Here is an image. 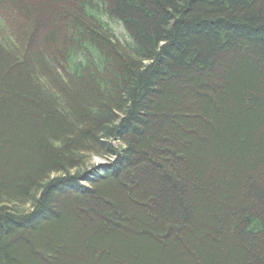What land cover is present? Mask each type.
<instances>
[{"label":"trees","instance_id":"obj_1","mask_svg":"<svg viewBox=\"0 0 264 264\" xmlns=\"http://www.w3.org/2000/svg\"><path fill=\"white\" fill-rule=\"evenodd\" d=\"M45 1L53 58L0 16V264H264V0Z\"/></svg>","mask_w":264,"mask_h":264},{"label":"rangeland","instance_id":"obj_2","mask_svg":"<svg viewBox=\"0 0 264 264\" xmlns=\"http://www.w3.org/2000/svg\"><path fill=\"white\" fill-rule=\"evenodd\" d=\"M47 3L48 2L45 0H20L19 2V9H20L19 13L20 14L15 13L17 17L14 15V13L10 12L7 9V5L1 6L0 16L2 19L4 18L5 24L6 26H8V30H9V32L2 31L1 34L3 36H8V34H10L15 39V41L19 43L18 41H20V38H22L24 35L32 36V34H34L32 33V29H34L33 27L37 25L38 26L37 41H35V46H33V49L43 51V54L46 53L48 57L53 58L54 57L53 55L57 54L54 51L56 47L54 45L55 42L59 43L64 40V42L67 45V43L71 42L73 39L72 35H73L74 29H72L71 26L67 24V21H69L70 19H74L73 16L75 15L74 12L76 10L74 8L70 10L64 9L63 5L58 6V5H53V4H52V9H50L51 4L48 5ZM93 18L96 21L99 20L97 16ZM93 18L88 19L85 16L84 20L85 22H92ZM96 21H95V24H97ZM22 23L23 24L25 23V25H28L26 26L27 28L19 26ZM108 23H109L108 28L111 30V32L113 31L115 38L117 39L119 38L124 41L129 40L127 32L122 28V26L119 24L118 21L109 20ZM14 24H16V26H19V28L14 27L15 26ZM50 32H54L53 42H50L49 40L44 41L43 38L46 37L48 34H50ZM36 42L38 44H41L40 48L36 46L37 45ZM46 61L51 70L50 74L53 77V81L57 83L59 86L62 83L64 85L63 88L66 90V92L74 93L77 91L78 93H80L79 96L83 98L84 101L78 100L76 102L79 104L85 103V100L87 96L89 95V93L86 94V92L84 91L86 90L87 86L81 84L82 88L75 90L74 82L73 84L71 82L73 80L68 81V78L65 76V74H68V72L65 73V71L63 72L60 71L58 69V66L56 67V65L47 58H46ZM81 65L83 64L81 63ZM65 67H69V64L67 65V62L65 64ZM76 76H77V73L70 75V78H74V77L76 78ZM83 91L85 94H83ZM116 145L117 144H115V146ZM111 161L112 159L106 160V159H101L97 157L93 159V162L95 165H108L111 163Z\"/></svg>","mask_w":264,"mask_h":264}]
</instances>
